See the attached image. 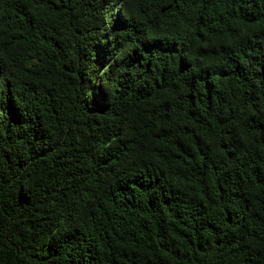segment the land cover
Instances as JSON below:
<instances>
[{
  "label": "trees",
  "instance_id": "trees-1",
  "mask_svg": "<svg viewBox=\"0 0 264 264\" xmlns=\"http://www.w3.org/2000/svg\"><path fill=\"white\" fill-rule=\"evenodd\" d=\"M0 264H264V0H0Z\"/></svg>",
  "mask_w": 264,
  "mask_h": 264
}]
</instances>
